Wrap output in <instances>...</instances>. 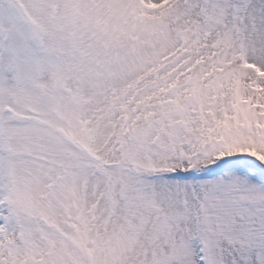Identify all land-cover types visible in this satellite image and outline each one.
I'll return each mask as SVG.
<instances>
[{
  "label": "snow or ice",
  "instance_id": "6c2138e0",
  "mask_svg": "<svg viewBox=\"0 0 264 264\" xmlns=\"http://www.w3.org/2000/svg\"><path fill=\"white\" fill-rule=\"evenodd\" d=\"M0 264H264V0H0Z\"/></svg>",
  "mask_w": 264,
  "mask_h": 264
}]
</instances>
